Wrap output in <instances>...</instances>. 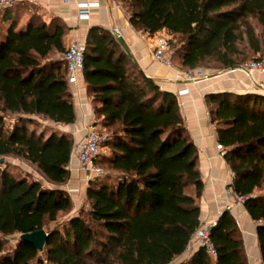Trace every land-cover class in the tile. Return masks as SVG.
Masks as SVG:
<instances>
[{"label":"trees","instance_id":"16d2710c","mask_svg":"<svg viewBox=\"0 0 264 264\" xmlns=\"http://www.w3.org/2000/svg\"><path fill=\"white\" fill-rule=\"evenodd\" d=\"M128 22L148 37L172 38L176 68L206 61L222 71L238 67L250 53L264 59V0H117ZM25 3L0 10V158L33 165L53 185L0 169V234H18L12 251L0 238V264H169L185 251L200 225L204 183L198 149L174 93L160 89L117 37L92 26L85 39L83 79L98 124L108 131L103 162L109 172L89 179L86 212L79 209L60 227L46 229L73 200L61 188L69 178L72 137L38 130L75 121L66 65L68 30L59 17L37 12L22 21ZM123 8V7H122ZM124 8V9H125ZM174 63V62H173ZM221 71V72H222ZM216 141L234 178L233 191L256 223L264 264V93L214 92L204 97ZM45 229L43 250L19 239ZM209 238L212 257L197 249L178 264H249L240 229L224 210Z\"/></svg>","mask_w":264,"mask_h":264},{"label":"crops","instance_id":"0c3cea01","mask_svg":"<svg viewBox=\"0 0 264 264\" xmlns=\"http://www.w3.org/2000/svg\"><path fill=\"white\" fill-rule=\"evenodd\" d=\"M27 2L33 4L37 13L46 22L52 17L62 19L68 28L65 35L66 47L75 39L85 42L87 32L92 26L120 31L136 64L144 74L152 78L160 89L172 92L177 97L187 129L198 149V167L204 183L199 199L200 222L211 223L217 220L224 210H228L240 229L248 263L262 264L256 223L243 204L233 202L226 194L225 190L231 184L228 178L230 169L217 144L214 124L210 121L204 97L208 93L221 91L264 93V76L253 73L250 77L241 69L234 68L208 74L195 82H184L176 77V69L161 65L152 59L155 37H148L136 31L128 22V13L117 0H72L69 5L62 4L60 0H22L18 3ZM78 2H93L98 6L91 8L87 19H80ZM78 86L79 89L68 85L72 95L75 121L67 125H58L61 131L72 137L73 144L83 139L89 124L99 125L86 91L83 74L79 77ZM68 170L69 178L61 188L70 194L75 205L83 199L88 181L75 160L70 163ZM191 255L184 251L169 264H178Z\"/></svg>","mask_w":264,"mask_h":264},{"label":"built area","instance_id":"2783aa9c","mask_svg":"<svg viewBox=\"0 0 264 264\" xmlns=\"http://www.w3.org/2000/svg\"><path fill=\"white\" fill-rule=\"evenodd\" d=\"M20 1L22 0H0V10L11 7ZM71 1L72 0H60L64 5H69ZM96 6H98V4L93 2H78V17L80 19H87L91 8ZM111 32L116 37L121 36L118 29H113ZM84 52L85 42L75 39L62 53V60H64L66 65L67 83L68 85H73L77 89H79L78 81L79 77L82 75L84 67ZM172 53L173 50L170 47L168 37L164 35L155 36V44L152 51V59L155 62L176 69V77L184 82H195L206 77L199 68L186 70L176 68L172 60ZM242 69L250 77L253 73H258L264 76V59L250 61L246 63ZM105 138L106 136L99 133L95 124H89L86 127L83 139L80 142L73 144L67 168H69L70 163L75 160L78 164L79 170L85 173L87 181L92 176H100L103 171L97 163V160L102 156L105 150V147H103ZM228 178L232 184L234 178L233 171L228 170ZM231 184L230 187L225 190L226 194L230 196L233 202L243 204L247 196L235 193ZM227 207L230 206L227 205ZM216 221L217 220L212 221L211 223H200L199 227L192 234L186 245L185 251L187 253L193 254L197 249L203 248L212 257L216 256V250L209 238L210 228L215 225Z\"/></svg>","mask_w":264,"mask_h":264},{"label":"rangeland","instance_id":"374dc122","mask_svg":"<svg viewBox=\"0 0 264 264\" xmlns=\"http://www.w3.org/2000/svg\"><path fill=\"white\" fill-rule=\"evenodd\" d=\"M26 8L23 10H20V12L22 13V21L26 20L31 14L37 12V10L35 9V7L33 6V4L30 3H25ZM121 7L125 8L123 4L120 5ZM125 10L127 11V9L125 8ZM158 35H164L167 36L168 39H171V43H175L177 39L172 38V36L168 35L165 31H160L157 34H155L153 37L158 36ZM172 49V48H171ZM173 50V49H172ZM58 57L62 58V53L57 55ZM264 56V55H263ZM253 59V57L251 56L250 53H247V56L245 58V60H243L241 62V64L238 65V69H242V67L250 62ZM174 66L177 67L178 65V58H174ZM205 75L208 74H214V73H218L221 72L222 70H220L218 68V66L212 62V61H206L204 64H202L200 67H198ZM96 128L98 129L99 133L101 135L107 136L108 131L103 128L101 125L96 126ZM38 130H42L44 132H49L51 129H55V130H60L58 125L52 124L48 121H43L41 120V122L39 123V126L37 127ZM61 131V130H60ZM105 147V146H103ZM108 154L107 149L105 148L104 152L102 155ZM101 169H102V174L100 176H92L90 179H93L95 177H103L105 176L109 170L105 167L104 163L102 162L100 165ZM1 168H6L7 170H9L11 173H13V175L15 176H27L30 177V179H36L38 181H40V183H42L44 186L46 187H53V185L51 183H49L42 175L41 173L36 169L35 166L25 162L24 160L20 159V158H16V157H4L3 161L0 162V169ZM264 192L263 188L257 189L254 192V195L256 194H261ZM80 195V194H79ZM76 205V206H75ZM70 210V212L68 213H60L57 220L51 223H48V225L46 226V229H52L55 227H60L61 224L66 221L68 219L69 216H73V215H77L78 211L80 208H82V210L84 212H86L89 208L88 204L85 202V195L83 197V199L80 202H76ZM0 238L4 241V245H5V249L6 251H12L17 243L18 240V234H13V235H6L3 236L0 234ZM43 264H47L45 262H43Z\"/></svg>","mask_w":264,"mask_h":264},{"label":"water","instance_id":"95a60500","mask_svg":"<svg viewBox=\"0 0 264 264\" xmlns=\"http://www.w3.org/2000/svg\"><path fill=\"white\" fill-rule=\"evenodd\" d=\"M118 41L121 43L122 47L126 50V52L129 54L131 59L135 62V59L133 58L132 54L130 53L128 46L124 39L121 36L117 37ZM4 158H0V162L3 161ZM48 237V232L45 229H40L33 232L23 233L19 235V239L27 241L31 244H33L38 251L43 250L44 243Z\"/></svg>","mask_w":264,"mask_h":264}]
</instances>
